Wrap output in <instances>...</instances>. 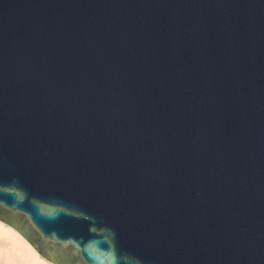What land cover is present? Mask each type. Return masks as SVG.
Masks as SVG:
<instances>
[{
  "label": "water",
  "instance_id": "1",
  "mask_svg": "<svg viewBox=\"0 0 264 264\" xmlns=\"http://www.w3.org/2000/svg\"><path fill=\"white\" fill-rule=\"evenodd\" d=\"M0 220L55 264H264V0H0Z\"/></svg>",
  "mask_w": 264,
  "mask_h": 264
},
{
  "label": "bare ground",
  "instance_id": "2",
  "mask_svg": "<svg viewBox=\"0 0 264 264\" xmlns=\"http://www.w3.org/2000/svg\"><path fill=\"white\" fill-rule=\"evenodd\" d=\"M0 264H55L39 252L16 229L0 220Z\"/></svg>",
  "mask_w": 264,
  "mask_h": 264
}]
</instances>
